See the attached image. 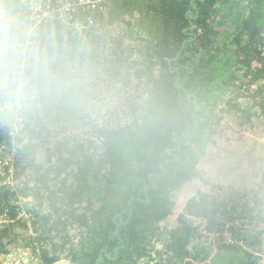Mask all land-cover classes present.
<instances>
[{"label": "trees", "instance_id": "trees-1", "mask_svg": "<svg viewBox=\"0 0 264 264\" xmlns=\"http://www.w3.org/2000/svg\"><path fill=\"white\" fill-rule=\"evenodd\" d=\"M23 6L0 0L17 17L0 20V101L21 66ZM87 14V33L54 19L35 29L28 142L15 184L0 187V264L27 253L33 264H260L264 0H107ZM83 74L122 99L85 130L58 127ZM11 125L0 112V145Z\"/></svg>", "mask_w": 264, "mask_h": 264}, {"label": "built area", "instance_id": "built-area-1", "mask_svg": "<svg viewBox=\"0 0 264 264\" xmlns=\"http://www.w3.org/2000/svg\"><path fill=\"white\" fill-rule=\"evenodd\" d=\"M22 2L24 5L22 8H26L29 14L28 20L31 23H21L24 27L23 37L13 46L20 49L19 59L22 60L20 65L23 68L25 60L32 50L34 44L33 36L37 26L54 19L58 22L60 21L68 30L87 33L94 26L93 17L87 13L103 7L107 0H22ZM11 19L16 20V15L3 9L0 11V20L8 22ZM30 89L29 83H25L23 91L18 92L14 89L8 99L0 101V112L7 115L10 114L12 123L10 130L12 142L10 147L3 144L0 145V187L15 184L14 155L18 149H21L28 142L26 120L22 111L27 100L32 99L35 95ZM15 143H18V145L15 146ZM3 264H24V258L21 256L8 257L3 261ZM66 264L71 263L66 262ZM260 264H264L263 257Z\"/></svg>", "mask_w": 264, "mask_h": 264}, {"label": "rangeland", "instance_id": "rangeland-1", "mask_svg": "<svg viewBox=\"0 0 264 264\" xmlns=\"http://www.w3.org/2000/svg\"><path fill=\"white\" fill-rule=\"evenodd\" d=\"M136 21H137V18L134 19V22ZM137 23L134 24L133 27L139 28ZM221 24L223 23L220 22L216 26L217 28H216L215 34L217 32H221L222 29L224 28V26H222ZM221 38L222 39L224 38L223 34H221ZM75 80H76V76H73V81ZM77 83L79 85L76 86L77 89L74 90L75 91L74 93L76 94V96H74V99L70 101V103L67 105L66 110H65L66 112L65 117L69 119L64 120V116H63L62 119L57 122H58V127H63L64 129H66V127H72L74 131L78 132L80 130H85L89 128V125H91V123L93 122L96 123L94 119L102 118V116L106 113L107 107L111 106L112 104L120 102L122 98L121 96L117 95V93L112 94L106 88L109 84L106 77L100 80L92 75L88 76L85 74L84 79L79 76ZM65 121H68V122H65ZM15 144H16L15 146L18 145V143H15ZM32 201H33L32 196L30 197L23 196L20 199V202H19L21 204L20 214L22 215L27 214L26 208L29 206H32ZM172 223H173L172 221H168V220L163 222L162 231L160 232V236L158 237L156 243L162 242V240H164V238L167 235V232L171 228ZM196 236L198 238V242L205 243L208 241V239L207 241H204L205 240L204 236L198 231H197ZM28 256H29V253L23 256L24 264H33V263H30ZM10 257H13V256H10ZM5 259L6 258H4L3 261ZM66 262L67 261H62L59 264H66Z\"/></svg>", "mask_w": 264, "mask_h": 264}, {"label": "clouds", "instance_id": "clouds-1", "mask_svg": "<svg viewBox=\"0 0 264 264\" xmlns=\"http://www.w3.org/2000/svg\"><path fill=\"white\" fill-rule=\"evenodd\" d=\"M26 83V77L22 66H13L9 72V86L16 91H23Z\"/></svg>", "mask_w": 264, "mask_h": 264}, {"label": "water", "instance_id": "water-1", "mask_svg": "<svg viewBox=\"0 0 264 264\" xmlns=\"http://www.w3.org/2000/svg\"><path fill=\"white\" fill-rule=\"evenodd\" d=\"M102 259H103V256L101 255V256L99 257V262H98V264H100V261H102Z\"/></svg>", "mask_w": 264, "mask_h": 264}]
</instances>
